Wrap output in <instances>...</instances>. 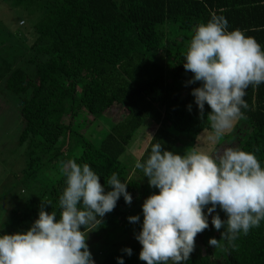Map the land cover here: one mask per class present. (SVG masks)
<instances>
[{
	"label": "trees",
	"instance_id": "trees-1",
	"mask_svg": "<svg viewBox=\"0 0 264 264\" xmlns=\"http://www.w3.org/2000/svg\"><path fill=\"white\" fill-rule=\"evenodd\" d=\"M10 4L31 10L34 16L27 33L32 68L7 70L3 84L18 101L22 128L17 142L27 147L18 182L24 186L46 172L51 179L38 200L9 211L0 235L26 232L38 218L41 201H50L45 210L56 212L59 219L58 200L66 186L60 168L69 159L90 165L105 191L111 190L107 180L113 173L127 183L132 203L126 204L121 196L111 213L98 217L102 223L97 228L110 226L113 215L124 217L149 186L141 170L133 166L130 174L120 161L138 131L155 126L140 160L147 159L153 143L171 151L177 145L189 146L201 131L212 132L209 106L201 120L191 95L200 84H188L192 73L183 67V54L198 24L213 14L222 15L229 31L241 30L264 51V0H10ZM243 99L248 108L242 109L245 118L235 125L236 148L254 153L264 167V83L249 86ZM97 126L105 130L95 140L91 133ZM67 140L75 142L65 149ZM216 212L226 219L219 208ZM208 222L182 264H264V220L247 235L241 233L235 247L224 242L223 248L209 246V239L219 240L221 232L212 226L211 216ZM125 248L132 249L130 256L122 249L102 251L95 264H118L117 257L124 264H146L139 259L142 245L136 239Z\"/></svg>",
	"mask_w": 264,
	"mask_h": 264
},
{
	"label": "clouds",
	"instance_id": "clouds-1",
	"mask_svg": "<svg viewBox=\"0 0 264 264\" xmlns=\"http://www.w3.org/2000/svg\"><path fill=\"white\" fill-rule=\"evenodd\" d=\"M183 55V67L192 73L187 83L200 84L191 91L200 119L207 104L209 139L219 141L245 118L247 88L264 83V51L241 30L229 31L224 16L213 14L195 27ZM134 167L159 190L144 200L143 223L135 234L142 245L139 259L146 264L188 261L197 234L209 227V216L221 232L219 240L208 241L214 248H223L224 242L235 247L241 233L247 235L264 220V167L254 153L226 147L215 155L195 150L180 155L157 142L147 159H137ZM60 172L66 186L58 200L59 219L56 212L45 210L51 202L41 201L38 218L26 232L0 235V264H95L86 243L88 233L102 223L98 217L114 210L121 196L129 205L132 196L115 173L107 180L111 190L105 191L87 163L69 159ZM128 220L138 223L140 217ZM122 251L132 254L131 248ZM117 261L124 264L122 257Z\"/></svg>",
	"mask_w": 264,
	"mask_h": 264
},
{
	"label": "rangeland",
	"instance_id": "rangeland-1",
	"mask_svg": "<svg viewBox=\"0 0 264 264\" xmlns=\"http://www.w3.org/2000/svg\"><path fill=\"white\" fill-rule=\"evenodd\" d=\"M30 11L25 12L21 7H12L10 0H0V224L6 220L12 208L21 207L25 201L30 199L38 200L44 186L51 179V174L49 177L46 172L41 175L37 174L30 182L23 183L25 187L19 184L18 181L25 168V151L27 147L25 143L19 145L17 142L22 128L18 114V101L16 96L7 92L3 87L7 70L17 66L27 71L32 68L27 61L30 56L28 45L31 43L30 36L27 33L34 22V16ZM21 21L23 26L19 25ZM62 121L67 123L68 117L64 116ZM235 125L219 141L209 139L212 132L201 131L189 146L181 148L177 145L171 152L183 155L195 150L215 155L226 148V146L236 148L238 141L236 135L238 132ZM81 127L84 126L81 125ZM154 129L155 126L150 125L147 129L138 131L136 137L127 145L126 152L120 158L121 163L126 166L130 174L135 161L141 155ZM102 130L105 129L101 126L95 127L92 131L93 133H91L92 138L97 136L95 140L100 139ZM230 140L232 141L231 143ZM74 142L67 140L64 148H71ZM218 144L227 145L215 149ZM158 191V189L148 186V189L146 188V191L141 194L138 204L129 209L124 217L113 215V222L110 226L105 225L97 229L93 228V231L88 233L86 243L95 262L101 257L100 252L121 250L133 243L135 234L139 233L143 223L142 205L144 200L153 193H158ZM134 215L140 217L138 223L129 222L128 217ZM0 232H3L1 227Z\"/></svg>",
	"mask_w": 264,
	"mask_h": 264
},
{
	"label": "built area",
	"instance_id": "built-area-1",
	"mask_svg": "<svg viewBox=\"0 0 264 264\" xmlns=\"http://www.w3.org/2000/svg\"><path fill=\"white\" fill-rule=\"evenodd\" d=\"M19 24H21V22Z\"/></svg>",
	"mask_w": 264,
	"mask_h": 264
}]
</instances>
